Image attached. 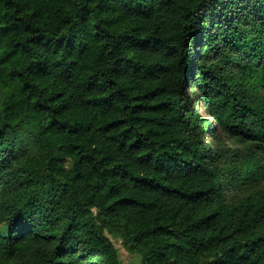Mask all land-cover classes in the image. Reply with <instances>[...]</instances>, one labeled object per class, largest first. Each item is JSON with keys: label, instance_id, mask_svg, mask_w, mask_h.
<instances>
[{"label": "trees", "instance_id": "obj_1", "mask_svg": "<svg viewBox=\"0 0 264 264\" xmlns=\"http://www.w3.org/2000/svg\"><path fill=\"white\" fill-rule=\"evenodd\" d=\"M0 96V264H264V0H0Z\"/></svg>", "mask_w": 264, "mask_h": 264}, {"label": "rangeland", "instance_id": "obj_2", "mask_svg": "<svg viewBox=\"0 0 264 264\" xmlns=\"http://www.w3.org/2000/svg\"><path fill=\"white\" fill-rule=\"evenodd\" d=\"M1 100H2V97L0 96V101ZM201 115L203 116L204 119H206V116H207L206 112L202 109H201ZM109 237L114 243V245L116 246V248L119 250L121 260L124 263L128 264V263H133L135 261H138V259L133 254H131L124 248L122 241L120 239L114 238L112 236H109Z\"/></svg>", "mask_w": 264, "mask_h": 264}]
</instances>
